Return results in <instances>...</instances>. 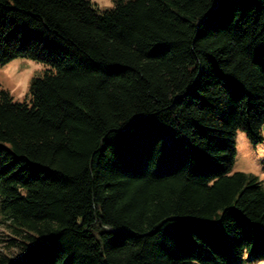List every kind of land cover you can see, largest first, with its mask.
I'll return each instance as SVG.
<instances>
[{"label": "trees", "instance_id": "obj_1", "mask_svg": "<svg viewBox=\"0 0 264 264\" xmlns=\"http://www.w3.org/2000/svg\"><path fill=\"white\" fill-rule=\"evenodd\" d=\"M0 0V264H228L264 254V0Z\"/></svg>", "mask_w": 264, "mask_h": 264}, {"label": "rangeland", "instance_id": "obj_2", "mask_svg": "<svg viewBox=\"0 0 264 264\" xmlns=\"http://www.w3.org/2000/svg\"><path fill=\"white\" fill-rule=\"evenodd\" d=\"M101 12L111 10L109 0H90ZM114 2V0H112ZM27 59H16L6 64H0V87L6 91L14 102H29V89L33 79L40 77L42 73H33L28 65ZM264 137V126H263ZM235 159L232 172H243L256 176L263 184L264 179L260 175L254 174V169H259L264 174V141L260 144H253L249 141L245 133L238 131L235 134ZM3 229L0 227V236ZM228 264H264V254H245L239 259L230 257Z\"/></svg>", "mask_w": 264, "mask_h": 264}, {"label": "clouds", "instance_id": "obj_3", "mask_svg": "<svg viewBox=\"0 0 264 264\" xmlns=\"http://www.w3.org/2000/svg\"><path fill=\"white\" fill-rule=\"evenodd\" d=\"M109 7L112 8V9H114L116 7L115 3L112 2V0H109ZM27 63L32 68L34 74L36 72L42 73L45 70V65L43 63H40V62H37V61H33V60H29ZM253 172L256 175H260L261 179H264V174H261L259 169H254Z\"/></svg>", "mask_w": 264, "mask_h": 264}]
</instances>
